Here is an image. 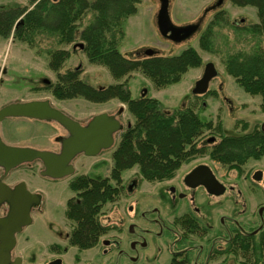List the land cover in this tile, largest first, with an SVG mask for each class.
<instances>
[{
    "label": "trees",
    "instance_id": "trees-1",
    "mask_svg": "<svg viewBox=\"0 0 264 264\" xmlns=\"http://www.w3.org/2000/svg\"><path fill=\"white\" fill-rule=\"evenodd\" d=\"M29 5H14L0 9V36L25 42L37 51H45L48 67L58 72V81L47 88L57 99L81 97L103 103L118 99L127 105L134 122L121 133L113 151V166L108 177L74 176L69 187L76 195L69 198L66 216L74 223L69 235L72 245L88 247L94 244L103 230L99 211L106 202L118 199L123 191V172L138 167L139 178L156 182L175 175L181 164L199 150L198 140L212 122L196 113L195 106L168 108L157 98L144 95L134 99L127 85L130 74L141 71L156 87L177 83L192 67L203 64L200 53L192 46L178 55H161L157 50L147 55L127 57L120 50L125 36L127 19L138 10L140 0H27ZM240 7L254 6L258 21L250 24L232 22L224 8L215 10L200 36V47L210 53L220 52L218 33L232 27L237 37L251 43L249 50L235 49L223 54L221 61L245 91L261 95L264 111V0H230ZM31 6V7H30ZM219 8V9H218ZM91 19L83 23L85 17ZM23 24L15 25L20 18ZM46 41V47L41 42ZM84 43L82 51L90 63L106 67L115 79L124 81L95 87L80 78L82 67H65L70 50L63 45ZM198 98V97H197ZM215 156L223 163H241L261 153L253 135L224 136L214 148ZM214 156V155H213ZM80 200V201H77ZM228 254L239 264H264V234L260 238H235ZM234 249V250H233ZM172 264H189L174 259Z\"/></svg>",
    "mask_w": 264,
    "mask_h": 264
},
{
    "label": "flooded vegetation",
    "instance_id": "flooded-vegetation-1",
    "mask_svg": "<svg viewBox=\"0 0 264 264\" xmlns=\"http://www.w3.org/2000/svg\"><path fill=\"white\" fill-rule=\"evenodd\" d=\"M222 2L217 0L213 5L218 6ZM210 93L220 98L219 105L222 102L228 105V114L236 115L237 106L224 93L223 84L214 91L208 87L203 94H192L200 99ZM261 103L262 96L257 108L264 115ZM205 105L203 100L202 106ZM219 105L212 115L214 118H201L212 124L198 140L199 150L181 164L174 176L152 182L151 187H144L136 174L122 182L124 189L120 196L129 199L137 194L138 199L121 200L123 197H120L119 200L104 203L99 211L103 230L97 241L88 247H78L69 241L74 227L66 216L70 200H44L37 189H31L20 175H16V171L23 165L31 166L37 162L40 164L39 172L49 180L71 175L63 178L43 175L44 165L40 159L22 163L8 173L0 167L1 182L10 187L25 182L27 189L40 197L32 205L30 222L14 233L8 231L15 240L8 264H166L167 254L170 255L168 264H172L174 259L187 258L189 264H200L201 261L210 264L216 255L233 256L227 251L232 249L236 237L260 238L264 234V116L255 121L254 118L243 120L245 117L236 116L240 117L236 125L228 129L225 127L222 106ZM72 118L79 121L76 117ZM79 122L86 125L89 121ZM129 123L131 125V122H127L126 126L123 123L124 130ZM237 124L241 125L240 129ZM65 132L55 137L59 148L50 151H61V138L68 135ZM245 134L255 137L261 150L258 156L232 164L216 158L214 148L224 136ZM81 154L84 153L76 155L71 161L74 167V160ZM147 193H150L148 197L145 195ZM217 200H231L235 204L227 211L216 207ZM109 203L114 212L111 216L106 210ZM203 205H213L208 215L216 218L215 225L204 219ZM8 213L9 205L0 204V219H6ZM69 221L71 225H68ZM9 222L14 224L11 219Z\"/></svg>",
    "mask_w": 264,
    "mask_h": 264
},
{
    "label": "rangeland",
    "instance_id": "rangeland-1",
    "mask_svg": "<svg viewBox=\"0 0 264 264\" xmlns=\"http://www.w3.org/2000/svg\"><path fill=\"white\" fill-rule=\"evenodd\" d=\"M217 0H169V14L171 21L178 26L189 23H200V28L188 39L176 42L163 36L157 26V13L160 8L159 0H140L137 4L138 10L131 15L125 23V36L121 41L120 50L127 57H136L146 49H155L161 55H178L185 48L192 46L202 56L203 64L199 67L189 68L179 82L158 88L153 81L145 76L141 71L132 72L127 85L131 90L134 99L142 97L144 93L148 96L157 98L168 108H180L187 104H193L195 111L203 118H214L213 113L220 103V98L213 94H208L202 98H197L192 94V88L196 81L201 78L205 63L214 62L218 75L212 80L210 88L212 91L223 84V91L231 100L235 102L238 112L228 114V105L222 102V114L225 127L236 125V116L245 117L243 120L254 118V121L262 118L264 115L258 110L261 96L253 95L244 90V88L230 75L221 61L223 54L234 51L235 49L249 50L251 43L247 38H238L237 33L232 27L223 28L217 36V44L220 52L210 53L200 47V36L213 18L217 7L228 11L232 22L238 24H250L258 21L257 9L254 6L240 7L234 5L230 0H223L219 6H214ZM29 5L27 0H0V9L4 7ZM31 7V6H30ZM218 8V9H219ZM88 14L83 23L91 19ZM80 42V41H77ZM46 41H42L39 47H46ZM75 44V43H74ZM73 43L63 45L70 50V58L66 61L65 67L61 72L68 68L81 66L82 73L80 78L88 84L95 87H104L124 79H115L110 71L101 65L90 63L86 54L77 47L73 48ZM264 46V36L262 40ZM45 51H37L35 47H30L25 42L15 39L13 34L5 38L0 36V108L8 103L15 101L44 100L48 99L52 105L71 117H76L79 121L88 122L94 115L102 113L103 109H108L109 114H117L122 106L118 107V99H111L103 103L92 102L81 97L71 99H57L51 89L47 88L45 79L56 83L58 81V72L48 67V57ZM219 94V93H218ZM206 102L205 107L202 101ZM258 101V104H257ZM105 103V104H104ZM121 103V102H120ZM126 105V104H124ZM253 114V115H252ZM119 119L125 124L134 122V116L129 112L127 105L120 114ZM1 125L2 139L14 146H29L40 150H57L59 143L55 137L65 134V130L56 122L35 121L25 118H7ZM241 128L240 124H237ZM236 129V130H239ZM120 140V132L115 136V144L102 150L97 156H88L81 154L74 160L76 167L74 175L64 179L49 180L44 178L40 170V164L32 163L31 166L23 165L17 171L31 189H37L44 200H60L65 202L76 195V192L70 189L69 182L73 176L78 174H88L91 177H108L113 166V151ZM136 174V175H135ZM139 178L138 167L135 166L123 172L122 182H126L132 176ZM140 179V178H139ZM144 187H151L152 181L140 179ZM150 193L145 194L147 197ZM123 197V196H120ZM119 197V198H120ZM138 195L121 200H137ZM119 200V199H118ZM216 207L221 209H230L234 203L231 200H217ZM235 204V203H234ZM111 203L106 207L109 215H114L111 209ZM212 206L203 205L204 219L215 225L216 218L212 214L208 215ZM71 225V221L68 222ZM168 255V254H167ZM166 255V264L169 263V256ZM193 264V263H192ZM200 264H204L201 261ZM210 264H239L234 256L227 254L216 255Z\"/></svg>",
    "mask_w": 264,
    "mask_h": 264
},
{
    "label": "water",
    "instance_id": "water-1",
    "mask_svg": "<svg viewBox=\"0 0 264 264\" xmlns=\"http://www.w3.org/2000/svg\"><path fill=\"white\" fill-rule=\"evenodd\" d=\"M160 8L157 13V26L160 33L176 42L190 38L199 28L200 23H189L183 26L175 25L169 14V0H159ZM24 18H20L15 25L17 29L23 24ZM84 48L83 42L74 44V48ZM147 55L154 54V49H146ZM218 74L214 62H207L204 73L195 83L193 94H203L208 90L210 81ZM50 83L49 79L44 80ZM144 93L143 95H145ZM121 107L117 114L102 112L94 115L86 125L73 119L60 109L54 107L50 100H28L8 103L0 108V123L7 118H33L45 121L58 122L68 133L61 138V151L40 150L28 146H14L7 144L0 134V167L9 172L22 163L40 159L43 162V175L52 178H63L74 174L75 167L73 158L84 153L88 156H97L102 150L108 149L115 144V136L122 133L124 125L118 116L122 114ZM130 123L128 124V127ZM40 197L37 193L27 189L25 182L15 187H10L0 181V204L9 205V213L6 219H0V264H8L10 251L14 246V237L8 231L20 230L23 225L30 222V211ZM11 219L13 223H10ZM4 220V221H1ZM13 232V233H14Z\"/></svg>",
    "mask_w": 264,
    "mask_h": 264
},
{
    "label": "crops",
    "instance_id": "crops-1",
    "mask_svg": "<svg viewBox=\"0 0 264 264\" xmlns=\"http://www.w3.org/2000/svg\"><path fill=\"white\" fill-rule=\"evenodd\" d=\"M111 101H113V100H111ZM106 103H108V102H106ZM105 104V103H104ZM116 105L118 106V107H120V106H125L126 107V105H124L123 103H120V102H116ZM108 109H103L101 112H106ZM108 112V111H107Z\"/></svg>",
    "mask_w": 264,
    "mask_h": 264
}]
</instances>
